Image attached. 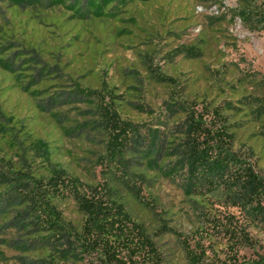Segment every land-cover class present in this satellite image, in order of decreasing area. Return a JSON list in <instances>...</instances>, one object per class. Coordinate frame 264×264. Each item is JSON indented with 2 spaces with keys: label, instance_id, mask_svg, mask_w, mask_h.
Here are the masks:
<instances>
[{
  "label": "rangeland",
  "instance_id": "374dc122",
  "mask_svg": "<svg viewBox=\"0 0 264 264\" xmlns=\"http://www.w3.org/2000/svg\"><path fill=\"white\" fill-rule=\"evenodd\" d=\"M73 1L0 0V264H116L78 235L83 215L68 190L41 198L54 167L81 191L111 183L157 242L163 264H187L182 239L221 263L264 254L262 224L215 196L187 194L173 148L189 110L207 104L228 113L243 95L261 92L264 32L235 16L237 0H112L102 15L90 12L91 0H77L78 12L67 6ZM188 47L200 55H188ZM102 100L133 128L120 163L107 153ZM263 133L246 124L236 148L264 177ZM202 212L243 226L248 245L206 235Z\"/></svg>",
  "mask_w": 264,
  "mask_h": 264
},
{
  "label": "trees",
  "instance_id": "16d2710c",
  "mask_svg": "<svg viewBox=\"0 0 264 264\" xmlns=\"http://www.w3.org/2000/svg\"><path fill=\"white\" fill-rule=\"evenodd\" d=\"M237 1L239 7L235 16H239L242 23L251 31L264 32V0ZM54 2L65 4V0ZM111 2L112 0H91L90 12L102 15L106 9L114 8ZM76 3L77 0H74L67 6L78 12L79 8L74 7ZM186 50L190 56H199L201 52L196 47H188ZM250 78L255 82L254 75ZM256 84L261 88L259 94L248 93L240 99V104L228 105L235 111L225 113L220 105L207 104L201 111L189 110L183 122L182 136L179 141H173V148L179 155L177 164L186 170L188 195L215 196L225 204L237 207L255 224L264 226V177L250 158L236 148L237 142L241 139L239 131L245 129L246 124L257 123L264 132V77ZM77 90L88 96L98 94L99 98L102 97L99 91L81 88L79 85ZM98 109L101 111L108 133L107 153L112 162L120 163L133 131L132 125L121 119L119 112L110 102L100 101ZM238 116L240 117L237 119ZM257 136H264V133ZM249 152L250 155L254 154L253 145H250ZM177 169L173 168L172 172L175 174ZM37 181L43 186V180ZM129 187L137 192L134 187ZM45 188L42 199L46 196L53 200L64 190L70 192L83 215L78 235L100 249L111 262L126 263L120 257L121 253L125 252L143 256L146 262L163 264L164 257L158 250L157 242L151 237L145 225L133 219L125 201L117 197V189L111 183L91 186L89 191H81L77 179L70 177L63 169L54 167ZM51 209L49 225L55 228L59 217L55 208ZM202 213H204L202 218L208 221L206 235L221 236L236 245H248L250 242L243 226H232L231 220L228 221L231 226L225 225L207 213ZM227 218L231 219L232 216ZM180 243L187 264H264V254L248 260H240L233 255L229 262L221 263L219 259L210 258L201 246L192 247L186 239H182Z\"/></svg>",
  "mask_w": 264,
  "mask_h": 264
}]
</instances>
